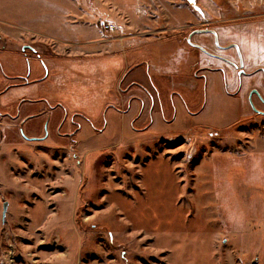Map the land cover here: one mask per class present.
<instances>
[{
    "label": "rangeland",
    "instance_id": "obj_1",
    "mask_svg": "<svg viewBox=\"0 0 264 264\" xmlns=\"http://www.w3.org/2000/svg\"><path fill=\"white\" fill-rule=\"evenodd\" d=\"M64 1L66 24L121 53L73 55L95 34L64 25L0 36V264H264V99L241 94L235 50L224 65L213 36L186 47L219 29L222 0ZM145 34L171 45L117 76L122 43Z\"/></svg>",
    "mask_w": 264,
    "mask_h": 264
},
{
    "label": "crops",
    "instance_id": "obj_2",
    "mask_svg": "<svg viewBox=\"0 0 264 264\" xmlns=\"http://www.w3.org/2000/svg\"><path fill=\"white\" fill-rule=\"evenodd\" d=\"M63 1L64 0H0V36L6 37L5 35L7 34L11 35L15 31H25L26 33L32 34V36L45 35L47 37L52 36L51 38H55V37L63 36L65 34L67 35L66 30H65L66 33H64L59 28L60 25L61 26L64 25L66 27L68 26V32H72L73 29H77V30L80 29L82 33L90 32L89 34H95L94 42L92 43L93 44L92 48H86V47L84 48L83 44H80L79 48L78 47L71 48V52L73 55L77 56L82 53L81 55H83L84 57H91L90 59L93 58L92 59L93 61L94 60L96 61L97 59V61L99 62H100V58L105 57V55L108 53L112 54V57H116L120 52V49L118 48V44L104 45L102 43L103 40L100 36L101 34L96 32L94 33V29L92 31L88 30L85 24L84 25L81 24L79 26L73 27L65 23L66 18H68L65 15H67L69 6L65 5L66 2ZM220 3L223 6L220 9L219 16L217 18L220 22L223 23L219 26V29H215L213 30V32L204 31V33H200V34L192 33L193 30L190 31L186 35V37H188L186 41L187 44L186 47L194 46V48L195 47L201 48L197 45V43L200 41H204V37L213 36L215 38V42L216 43L217 41L219 42L221 52L225 53L224 56L225 58L218 60L220 63H223L224 65L228 64V58H229L228 52L235 50L239 56L240 66L250 71L249 74L246 73L243 76L241 75L243 78V82H241V94H243V91H245V89L248 88L249 83L251 84L254 83L256 87V89H254L255 91L254 95L257 96L258 98L262 97L264 99V80H263L264 63H256L253 61L246 60L244 58L245 53L249 49L258 48L260 50V48L257 46L264 44V0H222ZM211 6L212 5L208 3H206L205 7L199 6L204 11V14L199 13L200 21L202 24L203 23L207 24L212 21L213 7L211 8ZM58 9L60 13H57L56 10ZM194 18L195 16L193 17V19ZM193 19L191 24L192 27L195 26L196 18L194 20ZM234 19L235 20L239 19L240 22L231 23L230 20H234ZM189 27L190 26H188V28ZM190 34H191V38H190ZM132 36L133 35H131V37ZM163 37L164 35L158 36L157 38L151 34H145L142 38L141 37L139 38L140 39L139 42L135 40H129L124 42L125 45L122 43L121 45L122 54H120V56L123 57L124 61L117 76L121 75L122 72L126 71V69L128 70V68L136 62L135 61L136 52L138 51V49H141L142 53L144 54V49H146V51H149L150 53L154 49H156L157 45L154 46L153 44L158 43V41H161L160 42L161 45L164 43L166 45H171L168 42L164 41ZM51 40L62 42V44H66V45L71 44L68 41H64V40H59V39H51ZM58 48H64V47L61 44H59ZM89 50H91V53H89ZM184 51L187 52L188 55H190L188 48ZM86 54L88 55L90 54V56ZM142 56L143 59H145L144 61L149 64L148 71L151 74L152 71L150 67H152V64H154V62L151 63V60L157 61V59L159 60V58L155 59L154 57L151 56V54H147V55L145 54V56L144 55ZM119 57L117 59H119ZM170 57L173 60L174 58H176V53H173ZM168 58L169 56H165V58L161 59L160 60L161 64L163 63V60L165 61V63H167L166 61H168ZM115 59L116 58H114V60ZM177 60H179L178 63H181L180 62L181 57H178ZM115 63L116 62H112V64ZM181 67H179V69ZM220 71H222L221 68ZM12 73L17 74L22 72H12ZM159 73H162V76L163 75L167 76V73H169V71L165 70L164 67L161 68V71H159ZM131 74L132 72L130 70V73H128V75L130 76ZM219 74L221 75V72H219ZM251 76L255 78V82L253 81L254 78H252ZM42 80L43 78L38 80L40 82L34 84H39L43 82ZM230 81L231 79L229 78L226 80L228 85L231 84ZM49 84H52L55 86V88H57L56 92L54 93L53 99L48 98L49 101L51 102L55 100V94L59 93L62 88L57 87L55 82H49ZM261 92L263 93L261 94L262 96L260 95ZM240 100H241L240 101L241 106L244 105L246 106V102L247 101L249 102L250 99L243 96V98H241Z\"/></svg>",
    "mask_w": 264,
    "mask_h": 264
},
{
    "label": "snow or ice",
    "instance_id": "obj_3",
    "mask_svg": "<svg viewBox=\"0 0 264 264\" xmlns=\"http://www.w3.org/2000/svg\"><path fill=\"white\" fill-rule=\"evenodd\" d=\"M260 50H261V52H264V44L260 45ZM262 59H264V57H262Z\"/></svg>",
    "mask_w": 264,
    "mask_h": 264
},
{
    "label": "water",
    "instance_id": "obj_4",
    "mask_svg": "<svg viewBox=\"0 0 264 264\" xmlns=\"http://www.w3.org/2000/svg\"><path fill=\"white\" fill-rule=\"evenodd\" d=\"M197 48H198V47H197ZM199 49L203 51V49H201V48H199Z\"/></svg>",
    "mask_w": 264,
    "mask_h": 264
},
{
    "label": "built area",
    "instance_id": "obj_5",
    "mask_svg": "<svg viewBox=\"0 0 264 264\" xmlns=\"http://www.w3.org/2000/svg\"><path fill=\"white\" fill-rule=\"evenodd\" d=\"M105 29H108V27H105Z\"/></svg>",
    "mask_w": 264,
    "mask_h": 264
}]
</instances>
